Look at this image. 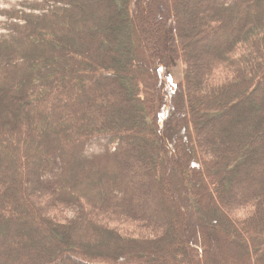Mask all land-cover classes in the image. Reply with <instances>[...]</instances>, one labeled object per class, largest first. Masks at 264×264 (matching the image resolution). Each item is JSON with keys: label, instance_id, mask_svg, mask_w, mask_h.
<instances>
[{"label": "trees", "instance_id": "obj_1", "mask_svg": "<svg viewBox=\"0 0 264 264\" xmlns=\"http://www.w3.org/2000/svg\"><path fill=\"white\" fill-rule=\"evenodd\" d=\"M0 264H264V0H0Z\"/></svg>", "mask_w": 264, "mask_h": 264}, {"label": "rangeland", "instance_id": "obj_2", "mask_svg": "<svg viewBox=\"0 0 264 264\" xmlns=\"http://www.w3.org/2000/svg\"><path fill=\"white\" fill-rule=\"evenodd\" d=\"M48 5V4H47ZM46 4H45V7L47 6ZM190 27H192V26H190ZM187 29V28H186ZM201 38V37H200ZM198 42H200V43H202L203 44V46H205V47H207L208 45H209V43H208V41L207 40H200V41H198ZM207 49H208V47H207ZM182 71H183V63L181 62V61H177V62H175L174 64H172L170 67H169V70H168V74H169V78H170V82H171V85L173 86L176 82H178V81H180L181 80V78H182ZM167 176V175H166ZM169 176H170V180H172L173 179V182H174V185L176 186L177 185V172L175 171V170H173L170 174H169ZM174 177V178H173ZM166 187V185L164 186V184L163 185H160V188H158V189H161V192L163 193L162 195H164V196H167V195H169V198H165V200H166V205H167V207H168V211H169V214H172L173 212H176V211H179V206H178V203L177 202H175L173 199H174V196H173V192H172V190H170V189H168V191H169V193L170 194H166V193H164V188ZM166 189V188H165ZM179 191H180V193H181V190L179 189V190H177V192L179 193ZM157 192V191H156ZM162 196L161 194H159V192H157V197L158 196ZM171 197V198H170ZM55 215L58 217V218H60V219H65V217H70V213L69 212H67V211H56V213H55ZM219 214H218V212H216L215 213V216H214V218H213V220L211 219V222L212 221H214L215 219L216 220H219ZM208 222H210V219H207V220H205V222H204V224H205V227L207 228L208 227V225H209V223ZM119 225H121V224H119ZM210 226V225H209ZM124 230H128V228H126V227H122ZM209 228V227H208ZM190 229H192L191 227H190ZM210 232V231H209ZM198 234H200L201 236H202V230H198L197 231V235ZM200 241L202 242V240L200 239Z\"/></svg>", "mask_w": 264, "mask_h": 264}]
</instances>
